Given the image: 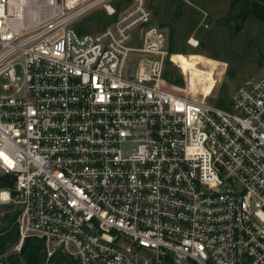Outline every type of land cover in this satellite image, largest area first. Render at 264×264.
<instances>
[{
	"label": "built area",
	"instance_id": "built-area-1",
	"mask_svg": "<svg viewBox=\"0 0 264 264\" xmlns=\"http://www.w3.org/2000/svg\"><path fill=\"white\" fill-rule=\"evenodd\" d=\"M113 1L0 0L11 250L36 238L44 264L57 253L69 264H264V74L226 109L176 94L146 0L78 32L98 8L113 16Z\"/></svg>",
	"mask_w": 264,
	"mask_h": 264
},
{
	"label": "rangeland",
	"instance_id": "rangeland-1",
	"mask_svg": "<svg viewBox=\"0 0 264 264\" xmlns=\"http://www.w3.org/2000/svg\"><path fill=\"white\" fill-rule=\"evenodd\" d=\"M146 2L152 14L151 24L167 35L168 45L170 33L173 36L177 52H169L164 78L174 93L226 109L238 86L264 74V27L254 19L237 23L227 0ZM112 5L113 16L98 8L82 17L76 25L78 32H101L129 11L134 0H114ZM203 22L208 24L207 28ZM191 38L200 45L193 47L189 43ZM17 210L14 204H0V231L7 227ZM12 253L16 252L10 250L0 257V264Z\"/></svg>",
	"mask_w": 264,
	"mask_h": 264
},
{
	"label": "trees",
	"instance_id": "trees-1",
	"mask_svg": "<svg viewBox=\"0 0 264 264\" xmlns=\"http://www.w3.org/2000/svg\"><path fill=\"white\" fill-rule=\"evenodd\" d=\"M227 1L229 10L234 12L233 19L237 23L243 24L248 19H254L264 27V0ZM169 39L171 42L173 41V36L171 33L169 35ZM171 42L168 45L169 52H177L174 50V41L172 43ZM198 45H200V43H198ZM220 106L221 105L218 107ZM13 183V177L0 176V188H11ZM17 213L18 212L16 211L13 214L7 227L0 231V257L7 255V253L18 241V231L13 225ZM44 256V242L36 238H27L21 247L20 253L9 254L1 264H44ZM49 264H69V261L57 253L53 256Z\"/></svg>",
	"mask_w": 264,
	"mask_h": 264
},
{
	"label": "water",
	"instance_id": "water-1",
	"mask_svg": "<svg viewBox=\"0 0 264 264\" xmlns=\"http://www.w3.org/2000/svg\"><path fill=\"white\" fill-rule=\"evenodd\" d=\"M210 62H211L212 64H214V65L216 64V62H215V61H210Z\"/></svg>",
	"mask_w": 264,
	"mask_h": 264
},
{
	"label": "bare ground",
	"instance_id": "bare-ground-1",
	"mask_svg": "<svg viewBox=\"0 0 264 264\" xmlns=\"http://www.w3.org/2000/svg\"><path fill=\"white\" fill-rule=\"evenodd\" d=\"M38 16V15H37Z\"/></svg>",
	"mask_w": 264,
	"mask_h": 264
}]
</instances>
